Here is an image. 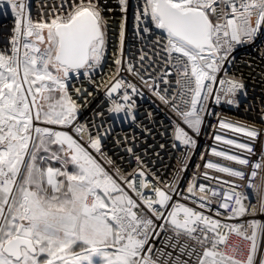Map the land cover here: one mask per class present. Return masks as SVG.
Listing matches in <instances>:
<instances>
[{
  "label": "snow or ice",
  "instance_id": "6c2138e0",
  "mask_svg": "<svg viewBox=\"0 0 264 264\" xmlns=\"http://www.w3.org/2000/svg\"><path fill=\"white\" fill-rule=\"evenodd\" d=\"M5 5L15 26L0 50V264H264V129L217 111L247 99L235 53L264 38V0H41L36 17L29 0ZM130 11L140 47L126 55ZM144 89L176 117L183 166L167 179L132 147L127 174L104 151L118 120L151 134L138 122ZM102 90L111 106L81 121ZM205 128L228 146L210 149L225 162L186 179ZM231 234L248 242L242 258L218 250Z\"/></svg>",
  "mask_w": 264,
  "mask_h": 264
},
{
  "label": "built area",
  "instance_id": "2783aa9c",
  "mask_svg": "<svg viewBox=\"0 0 264 264\" xmlns=\"http://www.w3.org/2000/svg\"><path fill=\"white\" fill-rule=\"evenodd\" d=\"M31 4V14L33 17H36L40 11L41 0H29ZM114 4L115 0H111ZM135 2V0H133ZM5 11L7 14H4ZM257 17L254 15L251 18L253 26L255 25ZM15 26V18L11 13L10 7L5 5L4 9H0V37L1 43L4 45L0 50L10 49L11 47V36L14 34L13 29ZM132 13L129 12L128 16V32L125 42V54L129 52L135 53L136 47H140L137 39L132 35ZM264 40V38H262ZM262 40H257L255 46L241 47L239 48L235 55L237 57L238 63L241 64L239 73L243 74L244 82L247 89V99L244 97H239L241 100L239 108H231L224 106V108H218V112H222L225 116L230 119L238 120L245 123H255L257 127L264 129V123L259 119L261 113L259 111L262 104H264V61H262L261 56L264 55V44ZM115 37L109 43V51L115 47ZM135 46V47H134ZM257 46H259V53L257 52ZM10 54V52H9ZM254 61L255 63L252 66V69H249L246 66H243V61ZM112 68H115V65L109 60ZM254 69V71H253ZM107 65L105 71H107ZM238 73V74H239ZM121 75L125 76L127 80L139 85V81L134 79L131 75L127 73H122ZM144 96L137 97L136 103L138 106V122H142L145 127L150 129L149 132L143 131L140 127L136 125H129L128 123L121 124L119 120L117 121L116 133L113 134L104 144V151L107 155L113 159L115 165L119 167L125 174L132 172L137 166V161L135 156L126 152V148L132 147L136 155H139L144 164L156 175L161 178L167 179L170 175L176 172L177 168L182 167V157L181 153L184 151L183 147L178 146L176 149L172 148L173 137H172V122L176 120V117L169 112L164 105L151 94L144 89ZM101 103L104 104V107H110L111 103L107 100L104 91H100L97 98L92 102L88 110L83 112L80 116L81 121L87 118L93 109L97 108ZM252 105V109L249 110L248 105ZM151 111L154 113V119L149 120L146 118V113ZM122 115V114H121ZM212 124L217 123L216 120L211 121ZM165 128L168 129L166 134ZM123 136L125 133L129 134L131 137L132 134L135 135L136 139L132 141L129 139L128 142L116 144L114 140L116 139V134ZM234 134L231 132L226 133V138H232ZM213 137V130L211 128H205L204 132L198 138V148L195 151V155L191 158L188 163V171L186 173V179H190L192 174L196 172L195 165L200 164V171L204 170V163L211 159L213 161L225 162L223 158H217L211 156L210 149L213 146L217 147V150H226L227 145L216 144ZM164 144L163 149L160 148V145ZM204 153V160L200 159L201 153ZM253 159H258L254 157ZM60 167L61 164L59 163ZM110 171L112 169H109ZM210 174L221 175L224 178L226 174L216 173L215 170H208ZM70 172V171H69ZM247 178V177H246ZM260 182V175L257 177L251 178V183L257 185ZM247 203V202H246ZM255 200L252 201V204L255 205ZM248 219V217H246ZM255 219L264 222V215H257ZM162 242L157 243V247L161 246ZM234 245H238L239 249L234 250ZM248 247V242L244 241L242 238L231 234L228 237L226 244H221L219 246V251L224 252L226 255H234L236 258H242L243 251ZM264 248V244H262Z\"/></svg>",
  "mask_w": 264,
  "mask_h": 264
},
{
  "label": "rangeland",
  "instance_id": "374dc122",
  "mask_svg": "<svg viewBox=\"0 0 264 264\" xmlns=\"http://www.w3.org/2000/svg\"><path fill=\"white\" fill-rule=\"evenodd\" d=\"M2 47H3V46L0 45V49H1ZM54 164H55V163H52L51 166L54 167V168H56V167L54 166ZM59 166H60V165H59V163H58V166H57V167H59ZM59 168H60V167H59ZM67 170L70 171V172L73 171V168H72V166H71L70 164L68 165ZM73 251L76 252V253H79V252H81V247H80V246H76V247L73 249ZM96 259H98V258H96Z\"/></svg>",
  "mask_w": 264,
  "mask_h": 264
},
{
  "label": "crops",
  "instance_id": "0c3cea01",
  "mask_svg": "<svg viewBox=\"0 0 264 264\" xmlns=\"http://www.w3.org/2000/svg\"><path fill=\"white\" fill-rule=\"evenodd\" d=\"M53 163H55L54 166H55L56 168H59V167H60V166L57 167V166H58V162H53Z\"/></svg>",
  "mask_w": 264,
  "mask_h": 264
},
{
  "label": "bare ground",
  "instance_id": "6f19581e",
  "mask_svg": "<svg viewBox=\"0 0 264 264\" xmlns=\"http://www.w3.org/2000/svg\"><path fill=\"white\" fill-rule=\"evenodd\" d=\"M1 42H2V41H1V37H0V45L4 47V45H3Z\"/></svg>",
  "mask_w": 264,
  "mask_h": 264
}]
</instances>
